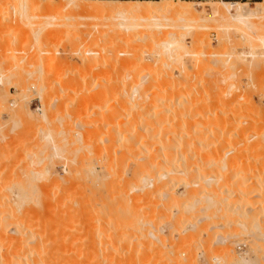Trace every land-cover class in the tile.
Masks as SVG:
<instances>
[{"label": "rangeland", "instance_id": "rangeland-1", "mask_svg": "<svg viewBox=\"0 0 264 264\" xmlns=\"http://www.w3.org/2000/svg\"><path fill=\"white\" fill-rule=\"evenodd\" d=\"M34 1L35 0H32L30 2H34ZM41 1L46 2L47 0H41ZM81 1L83 2L92 1L93 3V1L97 2L98 0H81ZM126 1L134 2L137 0H126ZM170 1L175 3L176 5H181V4L185 6L193 5L197 17L203 19V18H208L209 15L212 14L213 10L216 7H218V5H220L219 2L222 0H170ZM225 1H234V2L249 1L252 3L254 1H264V0H225ZM20 2L21 0H12L11 3L7 4V6L6 5L2 6L3 8L0 6L1 7L0 8V200L5 197V193L7 194L9 192L7 194L8 198L5 197L6 200L4 198L0 204V264H98L100 255L104 257V258L102 257L103 259H105L103 260V263L105 261L104 264L107 263L110 264L108 258L110 260H113L114 258L123 260L131 252V250L130 252L129 250L127 251L128 248H132L134 251L137 247L139 248H137L134 252L139 251V253L141 252L144 253L145 251L143 250H147L146 252L149 253L150 257L147 260L148 264H236L235 259L237 260L240 258L241 259L246 258L248 261L247 263L249 264H264V151H263L264 149H262L264 148V138H262V136H264L263 133L264 132V72H263L264 69L262 68V66H259L261 63H259L257 58L252 59V57L249 56L247 57L248 59L245 62H242L239 60H235L234 57L231 55L232 50L238 52L241 50L246 53H249L250 51L252 52L251 50L252 46H250L251 45L250 41H245V40L242 41L239 36L235 37L233 36L234 34L232 33L233 35L231 34V36L234 37L235 40L232 39L233 43L232 42L231 43L233 46L236 47V49L232 48L233 46H231L230 43L231 31L229 30L224 34V32H222L224 30L220 31V29L218 28L216 29V27L218 26H216L217 24L215 23L216 24L215 25L214 22L213 24L215 25V27H213V25L210 24L209 22L208 24L212 25V27L210 26L207 29L201 30L204 34L207 35L206 36L207 40L210 43L209 46H206V44L199 45L196 44V42L193 43L194 41L191 42L193 39V35L196 33L195 32L196 30H192L188 32L186 31L185 33L187 36L185 35V38L188 42V45L190 48L193 47L191 49L188 47L190 50V56L186 57V63L189 70L194 66V62H195L193 60L194 58L191 57L193 53L202 49L209 50L211 48V50H213L212 54H216V55L214 56L209 55L208 58H202V62L201 63L198 62L199 65H197V63L195 62L196 67L194 68L195 69L198 68V71L193 68V70L190 71L192 72L195 70L194 72L192 73L189 72L187 76L182 77L180 75V72L178 73L179 70L176 68L177 64L171 62L172 59L170 57L168 58H170L171 60L169 59L168 61L167 56L169 54L165 55L166 59L162 61L165 63V65L164 66L157 65L156 67L155 59L158 57L156 53H159L160 51L155 49H158L159 47V49L162 51L164 48L162 47L163 49H161V46H157V45H156L157 48H155L156 46H153L155 44L151 41L153 38L152 39L150 38V35L153 36L152 34L155 33L153 32L154 30L156 31V33L160 32L161 36L166 35L167 37H169L168 34L169 32H171L172 34L175 33L174 35H176V37L183 38V35L180 34L182 32V29L177 30L176 28L171 27L172 20L170 19L172 18H163V17L160 18L159 22L162 23V25L163 24L167 25L161 27L162 29H164L163 30L165 31L164 33L161 29L148 27V26H143L144 27L143 28L142 26L141 27L138 26L136 31H134L136 28L132 30L134 31L133 33L135 34V35L132 34L135 38L134 39L135 41L133 40L134 43H132V40H130L131 35H127L128 33L126 34L123 33L127 36L123 35L122 32H126V30L124 31L118 26V24H116L114 28L116 27L117 29L118 34L117 32H115V34H117L118 37H116L117 35L114 34V31L111 33L109 32V34L108 33L103 34L102 37H100L101 39L100 44L102 47H105V49L102 50L101 47L93 48L94 46L90 45L91 37L93 36V34L97 35L98 29L99 28L101 29L102 27V22H99L97 19L95 20L93 18H87V19L84 18L85 20L82 19L84 22H81L82 20H80V24L78 25L59 26L60 20H58L59 19L58 16L52 14L50 11L32 12L30 10L31 12L28 11L24 13L26 11L23 8L24 7L23 4L25 2L24 1L21 3ZM200 2H202V4ZM145 27L147 29H145ZM150 28H153V30ZM149 33L152 34L148 35ZM120 34H122V36L125 37L129 36L128 41L127 42L125 41L126 39L125 37L124 38L121 37L122 39L118 40ZM172 34L170 35L174 36ZM145 35L146 36L148 35L147 40L150 39L149 40L150 42L144 39L146 37ZM155 36L159 38L160 35L156 34ZM166 36L164 37L166 38ZM224 36L228 37L226 40H229V42L225 40L226 37ZM46 40L47 42H45ZM117 42L119 44H116ZM151 42L153 43V45ZM235 42L237 43V45L235 44ZM241 42L244 44H242ZM111 43L116 44L118 46L116 45L113 46L111 45ZM125 43H132V44L130 46V44L127 45ZM111 46L114 48H112ZM238 47H240V49ZM121 48L124 51H127L128 54H130L128 51L130 49H131L130 51L134 53L140 52L139 55L143 54L144 56L143 59L145 60L143 61V59L141 60L138 59L134 63H131V67L122 65L124 67L122 68V66L121 67L119 66L121 65L119 62H117L118 63L117 65L116 63L117 59L116 60L115 58L113 59V56L117 54L116 51L120 52V50L122 51L120 52L121 54L118 52L119 53L118 55H120L119 57L120 59H122L123 57L124 58L129 57L128 54L125 55L124 54L125 52L123 53V50ZM174 48H172L173 49L172 50L170 47V50L174 51ZM57 49H59L60 54L56 53V56L58 55L59 57L53 65H50L49 64V60L51 59L50 57L54 56L55 54L54 52L58 51ZM135 49H137L136 50L137 52H135ZM139 50H141L142 53ZM170 50L168 51V53L170 52ZM95 51H97L98 55L96 53L95 54L92 53ZM103 51H105L106 53H103ZM152 51L153 54H150L152 53ZM95 55L98 58V60L96 61L93 60L94 63L93 65L91 63V67H90L89 58H92ZM152 55H154V57ZM81 57L86 58L87 59L86 61H88L89 64L87 62L85 64L82 61ZM166 60L168 62H166ZM169 62L171 64L173 63L175 67H172L173 64L172 66L171 64H167ZM125 67L127 68L125 69ZM160 67H163L162 73ZM43 68L49 73L46 72L44 74V72L42 71L44 70ZM107 69L110 70V72L106 71ZM113 69H117V72L118 70L121 69L125 73L123 72L124 73L123 74L122 71L120 70L122 74L119 72L120 74L118 73L119 74L118 76V74H114L115 71H113ZM127 69L130 70L132 73L134 71L133 76L135 74L137 76L134 77L131 76L129 79L127 74L130 72L126 73L125 70ZM164 69L167 70L168 73L169 72L170 73L166 74L167 71L165 72ZM202 69L204 70V72ZM163 72H165L164 76L166 78L163 76L162 77L166 81L165 80L163 81L162 80L163 78L159 75V74H163ZM157 74L160 76L161 79ZM174 75H176V77ZM126 76L128 80H130L129 83L127 81V84H126V80H127ZM167 76L169 77L167 78ZM154 77L157 80L152 79ZM124 78L126 80H123ZM132 78H134L135 80ZM179 78L182 79L180 80ZM118 79L121 81H119ZM150 79L153 81H151ZM172 79H174L175 83L171 84ZM175 79H177L180 83L177 80L176 82ZM145 81H147L146 82L147 84H144ZM155 81L156 83H154ZM166 82L167 85H165ZM124 83L125 85H123ZM138 83L139 84L142 83L143 85L141 86L152 83L151 85H154V87H156L157 85L159 87V88L157 87V89L160 90L162 89L165 90L166 87L169 90L171 88L170 93L167 92L168 89L165 90L167 93L165 94V96L166 95L167 97L169 96L168 98V100L170 99L169 102L171 101V96L175 94V92L177 93L179 92L176 91L177 88H179L178 90H180V92L181 91L185 92L186 94L183 92L181 93V97L182 94L183 95L185 94L186 98H188L187 102H185L186 99L185 97H184V101L182 100L183 97L182 99L179 96L178 97L180 98V102L183 101L186 104L188 103L186 105L188 106V109L183 110L182 106H184L185 103L181 102L182 104L181 109L184 112L186 111L184 115L185 116L187 115L186 117L188 118L190 115L192 116V114L198 112V110L196 111V109L195 110L193 109L196 112L192 113L193 112L191 111L192 106H190L191 108L189 107V104L191 105L192 103L190 100L192 98L193 99L198 98L196 102H199L201 100L199 104L200 103H202V105L205 104L203 105V107L201 104H200L201 107L199 106L201 108L199 109L200 114L203 115V117L204 114L207 112L206 108L207 110L211 109L209 111H214L216 109L215 110L216 114L214 113V115H217V113L221 112L219 110L223 109L222 113H219L218 115L222 116L223 114L226 117L227 114V116H229L227 117L228 123H231V121L233 123H231L232 125L229 124V126L224 124L228 128L226 126L224 127L227 129L226 131L221 133L222 135L221 138H223V136L228 134L229 137L227 135L226 136L227 138L224 137V139L225 138L228 140L230 139L229 140L230 142H234L235 139L238 140V138L241 135H244L245 132H247L248 136L247 134L246 136L250 138L249 140H247L248 143L250 142V140L252 141L251 144L250 143L248 144L251 145L250 147L246 143V146H248V148L246 152H242V154L244 153L242 156L244 155L245 156L242 157L241 154L239 155V158L238 156H231L230 161L232 162L229 163L230 164L229 170L231 171L229 172L228 170L229 174H227L223 180L221 178L220 181L218 180L219 182L216 181V183L225 181L224 183H220V185L222 186L223 184L224 187L225 185H228V187L227 186L226 187L230 190V194L229 191H226V193L229 195L223 193L225 191L222 192L220 187H219L220 191H218L217 189L218 186H216L215 188V186L211 187L205 184L207 190L203 188L205 191H208L207 193H209L210 190L211 191L213 190L215 194H211V195L218 196L219 198H224L223 202L227 201L229 203L228 205H226L225 203L224 206L225 208H223V210L227 212L232 211L231 214L229 213L230 216L226 212H223L222 214L217 213L218 214L217 215L216 212L214 211L221 212L220 210L219 211L215 210V207H211V209L205 207L209 201L208 199H206V201L208 202L203 203V201L205 202V199L204 196H201V192H199L200 190L196 191V193L199 192L197 193V195L199 196L198 197L199 200L201 199V202L200 201L198 202L200 205H198V203L195 204L196 202H194L193 203L194 205L187 206L188 204L191 203V202L189 203L190 200H188L187 197L192 198V196L185 195L186 191H184L185 189L184 186L182 187V185H178L177 188L176 184H175L176 186L173 185V187L175 186L174 192L177 193L176 194L177 196L179 195L180 197H182V202H183L182 205L184 209L180 207L179 208L180 211H176L179 210L178 208H176L172 212L162 209L163 200L162 197L161 198L159 197L161 195L158 192L155 194H159V195H155L154 193H153L154 195L152 194L153 195L151 199L152 208L149 207L145 208V206L143 205L144 207L141 209L139 208V205H136L138 206L137 208L135 205L133 206L134 203L133 197L135 190L130 189L131 186L129 188L128 183H126L129 182V180L128 181L124 180L125 176H126L125 179H127V175L124 174L126 169L123 168V166L120 167V165H118L120 168H122V170L119 168L120 171H123V169H125L123 174H121L118 168H116L118 167L116 166L117 162H114L115 160L113 158L112 160L115 163L113 167L116 166L115 168L118 172L116 170H115L116 173L115 171H113L114 173L112 172L114 174V175L112 174V176H114L115 178L108 177L110 170L107 169L105 163H103L99 158H103L104 161L106 160L105 158L106 156L103 155L104 151H102V146L104 144L103 140H105V138H107L108 141L109 134L107 132V129H105L106 131L105 130L98 131L94 129L92 130L91 127L92 126L94 127L95 125H96L95 127H98L100 125L97 124L105 123L104 117L107 114H109L108 112L110 111L114 112L117 106L120 107L117 101L119 102L121 100L120 98L123 97L121 95H123L125 90L128 89L131 95L132 93H134V90L132 89L133 86H135L134 84H138ZM158 83L160 84L161 87L159 86ZM162 83L164 85H161ZM118 85L120 86L118 87ZM124 87H126V89ZM61 88H64V90ZM104 90L105 92L109 91V95L114 94L113 96H117V98L120 97L118 98L120 100L115 99L113 96H109L115 99V100L112 99L111 101L108 100L109 97L102 100L95 98L96 95H98V93H103ZM120 90L122 91L120 92ZM172 91L174 93L171 95ZM118 92L120 94H118ZM180 92L178 93L179 95ZM164 93L165 92H163V94ZM150 94H155V93L152 92ZM55 96L58 98L57 100L54 99ZM126 96L127 95H124V97ZM124 97L122 99H125ZM175 97L176 99H174L175 101L174 104L176 103V100L177 101L179 100L177 99L178 98L177 95H175ZM204 97L207 98L204 99ZM209 97L210 98L212 97V101ZM222 97H224L225 100ZM173 98L174 97H172L171 102H173ZM238 98L239 100H237ZM85 99L88 100L85 102L84 101ZM114 101L116 102L114 103ZM208 102L209 103L213 102V103L209 104ZM15 103L17 105H15ZM116 103L117 105L115 107V105L113 104ZM25 104L29 110V111L27 110V112H26ZM148 104H149L147 105L148 107H146L147 109L150 108L152 103H148ZM157 104H153V105H157ZM174 104H171L172 107H174L173 106ZM192 104L194 107L197 106L195 100H193ZM179 105H177V103L175 104V107L177 106L176 108L177 110L180 108ZM13 106L17 107L16 109H18L19 107L25 109L20 110L21 108H19V110H16L13 108ZM112 106L115 109L112 108L113 110L112 109L110 110V107ZM205 106H210V107L205 108ZM227 107L228 109L225 111ZM189 109L190 112L192 113L190 115L188 114ZM202 109L205 110L203 111ZM91 110L96 111V114ZM174 110L175 109H173V111ZM124 111L128 112L126 110ZM201 111L203 112V114L201 113ZM16 112H18L19 115L16 114ZM91 114L92 116H90ZM123 114H121L122 115L121 117H124ZM238 114L239 117L237 116ZM230 115L231 117L232 116L235 117L231 118ZM76 117H79L81 119ZM203 117L202 119L201 117L199 118V122L201 121L204 122V124L205 123L207 124L208 122L206 121L210 118L208 117V115L206 116V114H205V118H207V120L204 119ZM216 117L217 116H215L214 118ZM188 118H184V119H188ZM190 119H192V117ZM78 120H79L78 123L79 126L78 124H76ZM80 120L82 123L80 122ZM109 122H108L109 125H113L112 123L110 124ZM187 122L188 125L186 126L188 127L184 125L185 126L184 130L186 129L184 132L188 131L190 133L191 132L189 129L191 128L190 123L193 122L192 120L191 121L188 120ZM201 122L199 124H201ZM257 123L259 124V127ZM184 124H186L185 120H184ZM204 124L203 125L201 124L202 127L204 126ZM89 125H91V127ZM88 128L89 130L91 129V131L88 132ZM224 128L222 127V131ZM258 128L261 129L258 130ZM240 129L241 130L243 129L242 131L244 132V134L240 132ZM238 131L240 136H238V138H233V137H237ZM249 133L251 135H249ZM184 135L186 137L188 136V134L186 135L185 133ZM258 135L261 136V140H260V136ZM189 136L192 137V134L191 135L189 134ZM187 138H185L186 143L188 141L191 143L192 140L191 139L189 140ZM255 138H257V140L259 139L260 141L254 140ZM204 140L201 141L204 142ZM228 140L226 141L224 140V142H227ZM206 141L207 140H205V142ZM229 141L228 143L230 144ZM236 141L234 142V144L235 143L237 144ZM228 143L226 144L228 145ZM234 144L232 145L233 147L235 146L234 148H236V146L238 147L239 145V143L238 145L236 144L234 145ZM240 146H243V143ZM187 147H189V149ZM191 147H192L191 144L190 146L186 145V150L188 149L189 151H191L192 150ZM242 148L245 149L244 146ZM248 149L252 153L247 152ZM100 151L102 152V155ZM258 152L260 153L257 154ZM188 153L190 154L191 152ZM189 154L187 155L190 156ZM232 157H234L233 160ZM252 157L254 159H252ZM186 159L188 158L186 157ZM186 159L184 160V162H186ZM205 160L203 159V161L202 160L201 161L205 162ZM194 161H196V159ZM194 161H193V165L197 163V162L194 163ZM199 161L198 163H201V161L200 162ZM186 163L188 164V166L191 165L192 167V161L191 162L187 161ZM186 163H184L185 165L181 163V165L186 166ZM189 163L191 164L189 165ZM184 166H182L184 169L188 167V166L186 167ZM90 167L92 168L93 172L95 171L94 173L91 171ZM231 167L232 169L234 168V170H232ZM249 167L251 170L249 169ZM251 167H255V168H251ZM220 170L221 171L223 170L221 173L227 172V170L224 171V169H220ZM217 171L210 174L211 176L212 175L214 176L212 177L213 180L216 177L219 178V177H223L222 175L225 176V174H222L220 176L221 173L220 174L218 173L220 171L218 172ZM115 174L118 175L116 176ZM207 174L208 173L204 174V176H202L203 175L202 174L201 176L205 177V175ZM105 175H107V178L106 177L103 178ZM120 175H123L124 177ZM185 176H189V175L187 174ZM198 176L201 177L200 175ZM190 177H191L190 180L188 179V177H185L186 179L183 181L187 182L186 181L187 179L189 181H192V178L193 179L196 178L193 177L192 175ZM103 180L106 185H104ZM252 180L254 183L252 182L253 184H250L249 181ZM214 181L213 184L215 185ZM247 183L250 185L247 186L246 185ZM124 184L126 187L124 186ZM129 184L131 185V181ZM238 184L241 185L240 186L241 188L238 187ZM123 186L125 188H122ZM235 187L239 188V190L236 189ZM67 188L69 191L71 189L69 193L67 192ZM82 188L84 189V191ZM125 189L126 192L125 191L123 192V190ZM241 189L243 190L241 191ZM130 190H132V192L134 191L132 195H130L131 194ZM16 191L18 192L23 191L22 194L23 196L25 195V197L28 194L26 198H28L30 194L31 196L30 199L28 198L26 201L25 198V201L28 204L26 202H23L24 197L23 198L19 197V194L21 193L20 192L17 195L19 197V199L17 198L18 204L16 201H15L16 204L15 203L13 204V200L11 201L12 199L11 197L9 201L13 205H8L10 203L8 199L10 198V196L14 195L13 192ZM26 191H28V193H26ZM29 191H33L35 196L33 194L31 195V192ZM34 191H36L37 195L35 194ZM38 191L40 193L39 195H38ZM128 191L130 192V194H128L129 193ZM251 191L257 192L255 198L253 196L252 198L248 197L249 198L248 199L247 196L244 197L241 195H240L241 197H238V194H243L244 192L246 194L247 193L249 194ZM259 191L262 193L261 196L259 195ZM65 192H67L68 194H65ZM187 192L191 193L192 191L187 190ZM220 192H222V194H220ZM57 193L58 195L60 194L59 196L57 195L59 197L58 200H60L59 202L57 201L56 203L50 206L45 205V207L44 206L42 207L40 204H37V202L41 199V197H44L45 199L51 198L50 200L56 199L57 197L54 196ZM197 195L195 196L197 197ZM79 196L81 197L79 198ZM179 196L178 198H180ZM226 196L228 197L226 198ZM13 198L14 200L16 199L14 196ZM20 198H22L23 200ZM3 201L6 202L3 204ZM77 201L78 202L81 201V202L78 203ZM184 201H187L188 204L186 202L184 204ZM201 203L203 205H201ZM258 203L261 205H259ZM230 204L231 207L229 206ZM246 205L252 209L250 208L245 209L247 207ZM257 205H259L260 208ZM79 208L82 211V212L80 211L81 213L79 212ZM242 208L243 211L247 213V217L251 218L248 219V221L250 220L249 223L251 225L249 223H246L247 225H245L244 222H247L246 220L247 218H245L244 216H242L241 219V215L239 214L242 211ZM138 209L139 210L145 209L142 211V213L138 212L141 215L146 214V212L147 214L148 212H150L149 213L150 215L148 214L149 215L148 221H150V223L149 222L147 223L150 225L147 226L145 225V227H147L149 231H152V233L150 236L145 235L146 237L144 236H143L144 238L141 237L142 239L140 238L139 240L141 242L139 243L138 241L137 244L135 243V241L137 240L133 241L135 234L134 233L135 230H133L135 226L133 225L135 224L133 216L135 214H132V212L136 213ZM193 209H195L196 212L193 211ZM207 210L209 213L210 210H212L211 211L213 212L211 213L212 217L210 216L211 215L210 214L209 218L208 217L200 218L203 213L198 211H203V212L205 211L204 213H206ZM188 211L190 212L192 211L193 215L192 212L191 213L189 212L190 213L189 214ZM184 212L187 213L185 214ZM223 214L228 215L229 218L227 219V216L224 217ZM237 214L240 216V218ZM214 215L218 217L215 218ZM178 216H181V218ZM213 216L216 220L213 218ZM177 218L178 219L180 218L179 221L181 223L178 222ZM222 220L224 221L226 220L225 221L226 223L228 222L227 220H229L230 222L228 223L229 225L226 224L224 221L222 222ZM210 221L212 222L216 221L217 225L215 223L216 226L213 227L212 225L214 224H212V222ZM240 221L242 224L239 223ZM221 222L225 224L222 225ZM209 224L212 226V228L211 226H209ZM239 224L246 226V228H243L244 226L241 227ZM7 237H8V241L7 242L3 241L6 240ZM13 237L19 238L20 242L16 241L13 242L14 243L13 244L12 240H10ZM69 239L71 242L69 241ZM227 245H229L231 249L230 255H228V253L226 252ZM133 246L136 248H134ZM125 252L126 254H124ZM122 254L123 256H121ZM116 256L118 257L116 258ZM229 256L230 259L228 261L224 259V257L229 258ZM110 257H112V259ZM137 262L138 264H143L145 261L144 262L137 261Z\"/></svg>", "mask_w": 264, "mask_h": 264}, {"label": "bare ground", "instance_id": "bare-ground-1", "mask_svg": "<svg viewBox=\"0 0 264 264\" xmlns=\"http://www.w3.org/2000/svg\"><path fill=\"white\" fill-rule=\"evenodd\" d=\"M25 2L23 5H24V9L26 10L24 13H26V12H28V11H36V12H44V11H50L52 14H54V15H56V16H58V20H60V24H59V26H71V25H78V24H80V20H85V19H87V18H93V19H97L99 22H102V27H101V29L99 28L98 29V34L97 35H95V34H93V36L91 37V41H90V45H92V46H94L93 48H95V47H101V49L102 50H104L105 49V47H102L101 46V44H100V37H102V35L103 34H109V32L111 33V32H113L114 31V34H115V32H117V29H116V27L114 28V26L116 25V24H118V26L121 28V29H123L124 31L126 30V32H122V34L123 33H128L127 35H131L130 36V40H132V43H134L133 42V40L135 39L134 38V36L133 35H135L133 32L134 31H136L137 30V27L138 26H148V27H153V28H157V29H161L162 31L164 30V29H162L161 27H163V26H167V25H162V23H160L159 22V20H160V18L161 17H163V18H172V19H170V20H172V25H171V27L172 28H176L177 30H181L182 29V32H188V31H192V30H196L195 32V34L193 35V39H192V41L191 42H193V43H195L196 42V44H203V45H205L206 44V46H209V41L207 40V35L206 34H204L201 30H203V29H207L208 27H212V25H213V27H215V25L216 26H218V27H216V29L218 28V29H220V31L221 30H224V31H222V32H224V34L226 33V32H228L229 30L231 31L230 32V43L232 42L233 43V41H232V39H234V37H232L231 36V34L233 35V36H235V37H240L241 38V40L242 41H250V46H252V48H251V50H252V52L250 51L249 53H246V52H244V51H233L232 50V53H231V55L234 57V59L235 60H239V61H242V62H245L248 58L247 57H249V56H251L252 57V59L253 58H257V60L259 61V63H261L259 66H262V68L264 69V1H254V2H249V1H244V2H234V1H225V0H222V1H220L219 3H220V5H218V7H216L214 10H213V12H212V14L211 15H209V17L208 18H203V19H201V18H198L197 17V15H196V12L194 11V7H193V5L191 6V5H189V6H185V5H176L175 3H173V2H171L170 0V2L168 1V0H137V1H134V2H130V1H126V0H98L97 2H94L93 1V3H92V1L91 2H83V1H81V0H47L46 2H42L41 0H35L34 2H30V1H32V0H21V2ZM12 2V0H0V6L2 7V6H7V4H9V3H11ZM20 2V3H21ZM36 2H38V3H36ZM33 3V4H32ZM201 4H202V2H200ZM22 5V6H23ZM0 7V8H1ZM26 7V8H25ZM3 8V7H2ZM30 11V12H31ZM35 12V13H36ZM32 14V13H31ZM29 16V15H28ZM30 17V16H29ZM85 18V19H84ZM54 19H55V17H54ZM81 21V22H84V21ZM116 21H117V23H116ZM120 21V22H119ZM210 22V24H212V25H209L208 23ZM213 22H214V24H213ZM136 28V29H135ZM144 28V27H143ZM153 28H150V29H152L153 30ZM135 29V30H134ZM145 29H147L146 27H145ZM150 29H149V31H150ZM132 30H134V31H132ZM160 30V31H161ZM161 31V32H162ZM233 31V32H232ZM153 32H155V33H149L148 35H150V34H152L153 36H151L150 35V38L152 39L151 41L155 44V45H153V43H152V45L153 46H161V49H163L162 51L159 49V47H158V49H155V50H159V51H156V52H159V53H156L157 54V58L155 59V65H156V67H157V65H159V66H164L165 65V63L164 62H162V61H164V59H166L165 58V55H168L167 56V58L168 57H170L171 59H172V61L171 62H174V63H176L177 65V69L179 70L178 71V73L180 72V75L183 77V76H187L188 75V73L189 72H191L190 70H193V68L194 67H196L195 66V62L197 63V65H199L198 64V62H202V58H208L209 57V55H211V56H214V55H216V54H212V52H213V50H211V48L209 49V50H207V49H202V50H199V51H197V52H195V53H193V55L191 56V57H193L194 59V66L189 70V68H188V66H187V63H186V57H188V56H190V50H189V45H188V42H187V40H186V38H185V35H186V33L184 34V33H180V34H182L183 35V38L181 37V38H178V37H176V35H174V34H172L171 32H169V37H167L166 35H164V36H166V38L162 35L161 36V33L159 32V33H156V31L154 30ZM165 31H163V33H164ZM42 34V33H41ZM117 34H118V32H117ZM117 34H115V35H117ZM122 34H120L119 36V38H118V40L120 39H122L121 37H125V36H127V35H125V34H123V35H125V36H122ZM133 34V35H132ZM156 34H159L160 36H159V38L158 37H156L155 35ZM170 34H172V35H174V36H171ZM43 35V34H42ZM147 35V36H148ZM192 35V34H191ZM146 36V35H145ZM147 36L144 38V39H146V41H149V40H147L148 38H147ZM187 36V35H186ZM227 36V35H226ZM226 36H224V37H226ZM116 37H118V35L116 36ZM129 37V36H128ZM128 37H125L126 39H125V41L127 42L128 41ZM133 37V38H132ZM223 37V38H224ZM228 37H226L225 38V40L227 39ZM239 39V38H238ZM40 40V39H39ZM124 40V39H123ZM224 40V39H223ZM235 40V39H234ZM237 40V39H236ZM240 40V39H239ZM116 41V40H115ZM114 41V42H115ZM135 41V40H134ZM227 42H229V40H226ZM45 42H47V40L45 41ZM44 42V43H45ZM114 42H112V43H114ZM120 42H122V41H120ZM124 42V41H123ZM131 42V41H130ZM150 42V41H149ZM190 42V43H191ZM224 42V41H223ZM238 42V41H237ZM55 43V42H54ZM111 43V45H116V44H119L118 42L116 43V44H112ZM132 43H125V44H127V45H129L130 44V46H131V44ZM232 43H231V46H233L232 45ZM239 43V42H238ZM242 43V42H241ZM240 43V44H241ZM53 44V43H52ZM147 44H148V42H147ZM150 44V43H149ZM195 44V45H196ZM235 44L237 45V43L235 42ZM242 44H244V43H242ZM47 45H49V44H47ZM46 45V46H47ZM64 45V44H63ZM121 45V44H120ZM120 45H119V47H120ZM151 45V44H150ZM194 45V44H193ZM52 46V45H51ZM55 46V45H54ZM116 46H118V45H116ZM130 46H128V47H130ZM134 46V45H133ZM157 46L155 47V48H157ZM175 46H177V47H175ZM241 46V45H240ZM248 46H249V43H248ZM62 47V46H61ZM112 47V46H111ZM122 47V46H121ZM136 47V46H135ZM163 47V48H162ZM170 47H171V49L172 48H174V51H171L170 50ZM189 47V48H188ZM41 48V47H40ZM44 48V47H43ZM112 48H114V47H112ZM191 48H193V47H191ZM190 48V49H191ZM232 48H234V49H236V47L235 46H233ZM239 49H240V47H238ZM47 49V48H46ZM100 49V50H101ZM107 49V48H106ZM120 49V48H119ZM118 49V50H119ZM122 49V48H121ZM133 49V48H132ZM154 49V48H153ZM176 49V50H175ZM58 51H56V52H54V53H52V54H54V56L53 57H50L51 59L49 60V64L50 65H53L56 61H57V59H58V55L56 56V53L58 54H60V52H59V49H57ZM101 50V51H102ZM123 50V49H122ZM131 50V49H130ZM130 50H128L129 51V53L130 54H128V52L127 51H124L123 50V53L126 55V54H128L129 55V57H126V58H122V59H120L119 57H120V55H118L120 52H122L121 50H120V52L119 51H116L117 52V54H115L114 56H113V59L115 58V60H116V63L117 62H119L121 65H119L120 67L122 66V65H124V66H129V67H131V63H134L135 61H137L138 59L139 60H141V59H143L144 58V56H143V54L141 55H139V53L140 52H138V53H134V52H132V51H130ZM137 49H135V52H137L136 51ZM170 50V52L171 53H174V54H171L170 52L168 53V51ZM173 50V49H172ZM211 50V51H210ZM139 51H141V50H139ZM109 52V51H108ZM119 52V53H118ZM127 52V53H126ZM148 52V51H147ZM92 53H96L97 54V51H95V52H92ZM103 53H106L105 51H103ZM122 53V54H123ZM141 53H142V51H141ZM155 53V52H154ZM214 53H216V52H214ZM77 54H79V53H77ZM121 54V53H120ZM150 54H153V51H152V53H150ZM92 55V54H91ZM98 55V54H97ZM118 55V56H117ZM127 55V56H128ZM116 56V57H115ZM153 57H154V55H152ZM119 59H118V58ZM156 57V56H155ZM82 58V57H81ZM97 57H96V55L95 56H93L92 58H89L90 59V64H89V62L88 61H86L87 59L86 58H82V61L86 64V62L89 64V66L91 67V63H92V65H93V60L94 61H96V60H98V58L96 59ZM170 58H168V61H169V59ZM100 59V58H99ZM170 59V60H171ZM145 59H143V61H144ZM255 60V59H254ZM154 61V60H153ZM167 60H166V62H168ZM257 61V62H258ZM151 62V61H150ZM258 63V64H259ZM70 64V63H69ZM153 64H154V62H153ZM167 64H171L170 62L169 63H167ZM166 64V65H167ZM173 64V63H172ZM172 64H171V66H172ZM117 65H118V63H117ZM155 65H153V66H155ZM248 65V64H247ZM256 65V64H255ZM84 66H86V65H84ZM88 66V67H89ZM116 66V65H115ZM119 66H117V67H119ZM168 66V65H167ZM170 66V65H169ZM253 66V65H252ZM258 66V67H259ZM53 67V66H52ZM129 67H128V69H129ZM172 67H175L174 66V64H173V66ZM257 67V68H258ZM42 68V67H41ZM47 68H48V66H47ZM92 68H93V66H92ZM122 68H124L123 66H122ZM127 67H125V69H126ZM161 68V73H162V68L163 67H160ZM166 68V67H165ZM171 68V67H170ZM169 68V69H170ZM44 69V68H43ZM125 70L126 71V73L127 72H130V73H128L127 74V76L129 77V79H130V77L131 76H133V73H134V71H133V73L130 71V70ZM159 69V68H158ZM167 69V68H166ZM174 69V68H173ZM195 69V68H194ZM41 70V69H40ZM47 70H50V69H47ZM52 70V69H51ZM104 70V69H103ZM121 70V69H120ZM120 70H118V72H117V69H113V71H115V73L114 74H118L119 72H120ZM165 70V69H164ZM172 70V69H171ZM195 70H197L198 71V68H196ZM194 70V71H195ZM203 70V69H202ZM43 72H44V74L47 72L45 69L44 70H42ZM106 71H108V72H110V70H106ZM122 71V70H121ZM167 70H165V72H166ZM170 71V70H169ZM194 71H192V72H194ZM201 71V70H200ZM117 72V73H116ZM124 71H122V73H123ZM139 72V71H138ZM142 72V71H141ZM165 72H163V74H159L161 77L163 76V77H165L164 76V73ZM191 72V73H192ZM202 72V71H201ZM203 72H204V70H203ZM264 72V71H263ZM47 73H49V72H47ZM113 73V72H112ZM121 73V72H120ZM119 73V74H120ZM121 73V74H122ZM125 73V72H124ZM123 73V74H124ZM158 73V72H157ZM160 73V72H159ZM170 73V72H169ZM168 73V71H167V73L166 74H169ZM208 73V72H207ZM210 73V72H209ZM44 74H42V75H44ZM62 74V73H61ZM106 74H107V72H106ZM119 74H118V76H119ZM132 74V75H131ZM152 74V73H151ZM172 74V73H171ZM170 74V75H171ZM48 75V74H47ZM154 75V74H153ZM158 75V74H157ZM158 75V76H159ZM169 75V76H170ZM127 76H126V78H127ZM134 76H137L136 74L134 75ZM133 76V77H134ZM160 76H159V78H160ZM169 76H167V78L169 77ZM175 77H176V75H174ZM250 76V75H249ZM44 77V76H43ZM48 77V76H47ZM64 77V76H63ZM125 77V76H124ZM162 77V78H163ZM178 77V76H177ZM120 78V77H119ZM166 78V77H165ZM174 78V77H173ZM132 79H134V78H132ZM138 79V78H137ZM152 79H155V80H157L155 77L154 78H152ZM161 79V78H160ZM180 79V78H179ZM182 79V78H181ZM180 79V80H181ZM119 80V79H118ZM117 80V81H118ZM123 80H126L125 78L123 79ZM122 80V81H123ZM135 80V79H134ZM151 80V79H150ZM163 81L165 80L164 78L162 79ZM177 79H175V81H176ZM119 81H121V80H119ZM127 81H128V83L130 82V80H128V78H127V80H126V84H127ZM148 81V80H147ZM147 81H145L144 82V84H147L146 82ZM151 81H153V80H151ZM159 81H161V80H159ZM166 81V80H165ZM171 81V80H170ZM178 81V80H177ZM176 81V82H177ZM125 82V81H124ZM134 82V81H133ZM140 82V81H139ZM150 82V81H149ZM158 82V81H157ZM169 82V81H168ZM179 82V81H178ZM119 83H121V82H119ZM123 83V82H122ZM136 83V82H135ZM153 83V82H152ZM152 83H149L148 85H144V86H141V85H143L142 83L141 84H134L135 86H133V90H134V93H132L131 95H130V93H129V91H128V89L127 90H125L126 89V87H124L125 89V92L123 93V95H121V96H123L124 97V95H127L126 97H124L125 99H122V98H120V97H118V98H120V99H118L117 98V96H113L114 94H110L109 95V91H106L105 92V90L103 91V93H98V95H96V97L95 98H98L99 100H102V99H106L107 97H109V96H113L115 99H117V100H120L119 102L117 101V103L120 105V107L119 106H117V108H116V110L114 111V112H112V111H110L112 108L113 109H115L113 106L112 107H110V112H108L109 114H107L104 118H105V123H103V124H105V125H103V124H101V123H99V124H97V123H95V124H97V125H100V126H98V127H91V125H89L91 128H92V130L94 129V130H98V131H102V130H105V129H107V132H108V141H107V138H105V140H103V142H104V144H103V146H102V151H104V153H103V155H105L106 157V160L104 161L103 160V158H99L103 163H105V166H107V169L108 170H110L109 172L111 173H109L110 174V176H109V174H108V177H114V176H112V174L114 173L113 171H115L116 170V168H118V170H119V168L120 167H122L123 166V168H125V169H123V171H120L121 172V174H123V172H124V170H125V172H124V174L125 175H127V179H125L126 178V176L124 177L123 175H120V176H123L124 177V180L126 181H128L129 180V182H126V183H128V186H129V188H130V186H131V188L130 189H132V190H135V192H134V203H133V206L135 205H139V208H143L144 206H145V208H147V207H149V208H152L151 206H152V203H151V199H152V196L155 194V193H159L161 196H159L160 198L162 197V209H164V210H167V211H169V212H172V211H174L176 208H180V207H182V209H184L183 208V202H182V197H180L179 195V197L181 198V200H180V198H178V196L176 195L177 193H175L174 192V187L177 185V188H178V185H182V187L184 186V191H186V194L185 195H189V196H192V198H188L187 197V199L188 200H190L189 201V203L190 204H188V202L187 201H184V204H185V202L188 204H186L187 206H192V205H194L193 203L194 202H196L195 204H197L199 201L201 202V199L199 200V196L197 195V193H199V192H201V196H204V199H205V202L203 201V203H206V202H208L207 204H206V206L205 207H208V208H210L211 209V207H215V210H220L221 212H217V211H214V212H216V214L217 213H220V214H222L223 212H226L228 215H229V213L231 214L232 213V211H224L223 210V208H225L224 206H225V203H226V205H228L229 203L227 202V201H225V202H223V200H224V198H219L218 196H213V195H211V194H215L214 192H213V190L211 191L210 190V192L209 193H207L208 191H205V190H207L206 189V185L205 184H207V185H209V186H211V187H213V186H215V188H216V186H218L217 187V189H218V191H220V188H221V190H222V192L223 191H225V192H223V193H226V191H229V194H230V190L227 188L228 187V185H225V184H228V183H225L224 185H225V187L223 186V184H222V186L220 185V183H224L225 181H223V182H220V183H216V181H220L221 180V178H222V180L226 177V175L227 174H229L228 173V170L230 169V167H229V163L230 162H232V161H230V157L231 156H238V158H239V155L241 154V156L244 154H242V152H246V150H247V148H248V146L250 147L251 145H248L249 143L251 144V141L252 140H250V142L248 143V141L247 140H249L250 138H248L247 136H248V134H247V132H245V134H244V132L242 131L243 129H245V128H243L242 130L240 129V132L241 133H243L244 135H241L240 136V134H239V131H238V135H237V137H233V138H238V136H240L239 138H238V140L237 139H235V141L237 142V144L236 145H238V143H239V145H238V147L236 146V148H234L232 145L234 144V140H232V141H234V142H230L228 139H226L227 137V135H225V136H223V138H221V133H223L224 131H226V129L228 128L227 126H229V124H231V123H233L232 121H231V123H228V119H227V117H229V116H227V114L226 113H228V112H226V113H224V114H226V117H225V115H223L222 114V116L221 115H218L219 113H222V111H223V109H221V108H219V109H221V110H219V111H221V112H219V113H217V115H214V113L216 114V112H215V110L214 111H209V110H211V109H209V110H207V108L206 107H210V106H205V108H206V116L208 115V117L210 118V119H208L207 120V118H205V114H204V117H203V115H201L200 114V110L199 109H201L200 107V104L202 105V103H200L199 104V102H201V100L199 101V102H196V100L198 99H190L191 100V102L193 103V100H195V103H196V105L198 106V109H197V106L196 107H194L193 106V104L191 103V105L189 104V107L190 106H192V109H191V111H193L192 113H194V112H196L197 110H198V112H196V113H194V114H192L191 112H190V109L188 110L189 112H188V114L190 115V114H192V116L190 115L189 116V118L188 117H186L185 115H184V113L186 112H184V111H182V109L183 110H185V109H188V106H186L187 104L185 103V102H187V99L188 98H186V96H185V92H183V91H181L180 92V90H178L179 88H177V90L176 91H179L180 92V95L177 93V92H175V94H173L174 92L172 91L171 92V101H172V97H174L173 98V102H169V100H168V98H169V96L167 97V95L165 96V94H167L166 93V89H168L167 87L165 88V90H163L162 88V90H160V89H157V85H156V87H154V85H151ZM154 83H156V81L154 82ZM153 83V84H154ZM165 83V82H164ZM172 83H175L174 82V79H172V81H171V84ZM180 83V82H179ZM159 84V83H158ZM170 84V83H169ZM228 84H230V83H228ZM123 85H125V83L123 84ZM123 85H121V86H123ZM130 85V84H129ZM161 85H164L163 83L161 84ZM165 85H167V82H166V84ZM116 86V85H115ZM120 85H118V87H119ZM132 86V85H131ZM141 88H140V87ZM159 86H160V84H159ZM173 86V85H172ZM174 86H175V84H174ZM178 86V85H177ZM62 87H64V86H62ZM114 87V86H113ZM128 87V86H127ZM161 87V86H160ZM163 87V86H162ZM169 87V86H168ZM191 87V86H190ZM122 88V87H121ZM120 88V89H121ZM129 88V87H128ZM159 88V87H158ZM174 88V87H173ZM180 88H182V87H180ZM196 88V87H195ZM232 88V87H231ZM61 89H63L64 90V88H61ZM191 89V88H190ZM108 90V89H107ZM123 90V91H124ZM170 90H171V88H170ZM170 90L168 89V91L167 92H169L170 93ZM182 90V89H181ZM184 90H185V88H184ZM122 90H120V92H121ZM128 91V92H127ZM130 91H131V89H130ZM175 91V90H174ZM111 92V91H110ZM126 92H127V94H126ZM133 92V91H132ZM152 92H154L155 94H150V93H152ZM163 92H165L164 94H163ZM185 93L184 95L182 94V97H183V99H182V97H181V93ZM129 93V94H128ZM118 94H120L119 92H118ZM188 94V93H187ZM192 94V93H191ZM115 95H116V93H115ZM153 95V96H152ZM168 95H170V94H168ZM175 95H177V97L179 96L183 101H184V97L186 98L185 99V102H183V101H181L182 103H185L184 104V106H182V104H181V102H180V98L178 97L177 99H179L178 101L176 100V103H177V105H179V111L176 109L177 108V106L175 107V104H174V99H176V97H175ZM188 96V95H187ZM193 96V95H192ZM195 96V95H194ZM210 96V95H209ZM93 97V96H92ZM111 98V97H109V99L108 100H115L114 98ZM241 97V96H240ZM203 98V97H202ZM207 98V97H206ZM205 97H204V99H206ZM210 98V97H209ZM223 99H224V97H222ZM54 99H58L56 96H55V98ZM93 99V98H92ZM211 99V101H212V97L210 98ZM220 99V98H219ZM88 99H85L84 101L86 102ZM225 100V99H224ZM237 100H239V98L237 99ZM116 101H114V103L116 102ZM231 101V100H230ZM235 101V100H234ZM107 102V101H106ZM236 102V101H235ZM117 103L116 104H113V105H115V107H116V105H117ZM148 103H152V105L150 106V108H146V107H148L147 105H149ZM158 103V104H157ZM160 103V104H159ZM169 103H171V104H174L173 106L175 107H172V105L171 104H169ZM204 103V102H203ZM206 103V102H205ZM209 103V102H208ZM213 102H211V103H209V104H212ZM223 103V102H222ZM225 103V102H224ZM244 103V102H243ZM248 103V102H247ZM21 104V103H20ZM110 104V103H109ZM153 104H157V105H153ZM15 105H17L16 103H15ZM14 105V106H15ZM171 105V106H170ZM203 105H205V104H203ZM203 105H202V107H203ZM224 105V104H223ZM222 105V106H223ZM239 105V104H238ZM251 105V104H250ZM13 106V108L14 109H16L17 107H14ZM181 106L183 107L182 109H181ZM186 106V107H185ZM200 106V107H199ZM212 106V105H211ZM24 107V106H23ZM194 107V108H193ZM214 107V106H213ZM219 107V106H218ZM225 107V106H224ZM232 107V106H231ZM19 108H21V107H19ZM19 108L18 109H16V110H19ZM25 108H26V112H27V110H28V107L26 106V104H25ZM24 108V109H25ZM147 110H146V109ZM191 108V107H190ZM245 108V107H244ZM23 108H21L20 110H24ZM112 109V110H113ZM129 109V110H128ZM173 109H175L174 111H173ZM196 109V111H194V110ZM218 109V108H217ZM228 109V107L225 109V111ZM15 110V111H16ZM124 110H126V111H128V112H125ZM132 110V111H131ZM203 110V109H202ZM205 110V109H204ZM203 110V111H204ZM231 110V109H230ZM229 110V111H230ZM29 111V110H28ZM92 111V110H91ZM241 111V110H240ZM9 112V111H8ZM22 112H24V111H22ZM31 112V111H30ZM92 112H94L95 114H96V111H92ZM125 112V113H124ZM251 112V111H250ZM10 113H11V111H10ZM20 113V112H19ZM44 113V112H43ZM42 113V114H43ZM45 113H46V111H45ZM93 113V114H94ZM124 113V114H123ZM127 113H129V114H127ZM201 113L203 114V112L201 111ZM244 113V112H243ZM16 114H18V112H16ZM89 114H90V112H89ZM94 114V115H95ZM121 114H123V116L124 117H121L122 115ZM127 114V115H126ZM132 114V115H131ZM19 115V114H18ZM25 115V114H24ZM28 115V114H27ZM214 115V116H213ZM232 115V114H231ZM231 115H230V117H231ZM250 115V114H249ZM253 115V114H252ZM20 116H21V114H20ZM26 116V115H25ZM81 116V115H80ZM90 116H92V114L90 115ZM118 116H119V118H118ZM131 116V117H130ZM185 116V117H184ZM213 116V117H212ZM215 116H217L216 118H214ZM220 116V117H219ZM238 117H239V114L237 115ZM257 116V115H256ZM192 117V119H190ZM201 117V119H202V117L204 118V119H206L207 121L206 122H208L207 124L205 123L204 124V122H201V124L203 125L204 124V126L202 127V125L201 124H199L200 122H199V118ZM233 118L235 117V116H232ZM231 117V118H232ZM244 117V116H243ZM243 117H241V118H243ZM76 118H79V117H76ZM84 118V117H83ZM117 118H118V120H117ZM184 118H188V119H184ZM218 118V119H217ZM246 118V117H245ZM244 118V119H245ZM79 119H81V118H79ZM230 119V118H229ZM116 120V121H115ZM184 120H185V122H186V124H184ZM189 120V121H191L192 120V122L193 123H190V125H191V128H189L190 129V133L188 132V131H186V132H184L185 130H184V127L186 126V125H188V122L187 121ZM236 120H237V118H236ZM246 120V119H245ZM249 120V119H248ZM252 120V119H251ZM261 120V119H260ZM110 121V122H109ZM77 122V121H76ZM80 122H81V120H80ZM108 122L111 124H113V125H109L108 124ZM197 122V123H196ZM227 122V123H226ZM237 122V121H236ZM235 122V123H236ZM246 122V121H245ZM256 122V121H255ZM259 122V121H258ZM74 123H75V120H74ZM79 123V120H78V122L76 123V124H78ZM82 123V122H81ZM242 123V122H241ZM192 124H194V125H192ZM223 124V125H222ZM224 124H226V125H224ZM239 124V123H238ZM248 124V123H247ZM258 124V123H257ZM74 125V124H73ZM101 125H102V127H101ZM185 125V126H184ZM206 125V126H205ZM232 125V124H231ZM235 125V124H234ZM246 125V124H245ZM78 126H79V124H78ZM224 128L225 126L227 127V128H224L223 129V131H222V127ZM186 127H188V126H186ZM221 127V128H220ZM258 127H259V124H258ZM233 128H236V127H233ZM240 128H242V127H240ZM247 128V127H246ZM32 129V128H31ZM188 129V128H187ZM237 129H238V127H237ZM250 129V128H249ZM255 129V128H254ZM253 129V130H254ZM259 129H261V128H258V130ZM229 130V129H228ZM231 130H232V128H231ZM248 130V129H247ZM89 131H91V129L89 130V128H88V132ZM106 131V130H105ZM29 132V131H28ZM188 132V133H187ZM228 132V131H227ZM226 132V133H227ZM250 132H251V130H250ZM263 132V131H262ZM30 133V132H29ZM184 133L187 135L188 134V136L187 137H189V138H187L185 135H184ZM264 133V132H263ZM189 134L191 135L192 134V137L191 136H189ZM225 134V133H224ZM246 134H247V136H246ZM254 134V133H253ZM232 135V134H231ZM249 135H251L250 133H249ZM255 136V135H254ZM258 136H260V135H258ZM85 137V136H84ZM87 137V136H86ZM205 138V140H207L206 142H205V140H204V138ZM224 137H226L225 139H224ZM228 137H229V135H228ZM232 137V136H231ZM185 138H187V139H191L192 141H191V143L188 141L187 143H186V139ZM253 138V137H252ZM262 138H264V136H262ZM204 140V142H202V141ZM224 140L226 141V140H228L229 142H230V144H232V145H230L229 143H228V141L227 142H224ZM254 140H257V138H255ZM259 140V139H258ZM257 140V141H258ZM260 140H261V136H260ZM259 140V141H260ZM256 141V142H257ZM254 142V141H253ZM203 143V144H202ZM226 143H228V145L226 144ZM242 143H243V146H244V148L245 149H243L242 147L243 146H240V145H242ZM246 143H247V145L248 146H246ZM258 143V142H257ZM190 144H191V151H189L188 149H189V147H187L188 149V152H191L190 154L187 152V150H186V145L188 146H190ZM234 144V145H235ZM259 144V143H258ZM253 145V144H252ZM257 145V144H256ZM231 146V147H230ZM246 146V147H245ZM117 147H118V149H117ZM255 147V146H254ZM263 147V146H262ZM261 147V148H262ZM202 148V149H201ZM258 148V147H257ZM101 149V148H100ZM241 149H242V151H241ZM262 149H264V148H262ZM261 149V150H262ZM236 150V151H235ZM260 151V150H259ZM264 151V150H263ZM101 152V151H100ZM234 152H235V154H234ZM247 152H251L249 149H248V151ZM252 153V152H251ZM251 153H250V155H251ZM260 152H258L257 154H259ZM187 154H189L190 156H188ZM230 154H232V155H230ZM234 154V155H233ZM101 155H102V152H101ZM246 155H247V153H246ZM245 156V155H244ZM244 156H242V157H244ZM259 156V155H258ZM261 156H262V154H261ZM260 156V157H261ZM101 157V156H100ZM186 157L188 158V159H186ZM112 158L115 160L114 162H117L116 164V166H118V165H120V167L118 166V167H113L114 165H115V163L113 162V160H112ZM191 160H190V159ZM193 158H195L196 159V161H194L195 159H193ZM210 158V159H209ZM233 158L234 157H232V160H233ZM236 158V157H235ZM246 158V157H245ZM249 158V157H248ZM259 158V157H258ZM186 159V162L188 161H192V167H191V163H189V165L190 166H188V164L186 163V162H184V160ZM203 159L205 160V162H202L203 161ZM215 159V160H214ZM237 159V158H236ZM252 159H254L253 157H252ZM201 161V163H198V161ZM214 160V161H213ZM245 160V159H244ZM247 160V159H246ZM249 160V159H248ZM257 160V159H256ZM183 161V162H182ZM193 161H194V163L195 162H197V163H195L194 165H193ZM199 161V162H200ZM239 161V160H238ZM236 162H237V160H236ZM181 163L182 164H184V163H186V166H188V167H186V166H184V165H181ZM100 164V163H99ZM240 164V163H239ZM101 165H102V163H101ZM241 165H243V164H241ZM253 165H255V164H253ZM182 166H184V167H186L185 169L182 167ZM248 166V165H247ZM247 166H246V168H247ZM250 166H251V163H250ZM190 167V168H189ZM229 167V168H228ZM240 167V166H239ZM91 168V167H90ZM111 168H112V170H111ZM237 168V167H236ZM242 168V167H241ZM251 168H255V167H251ZM104 169H106V168H104ZM114 169V170H113ZM121 170H122V168H120ZM220 169H224V171L225 170H227V172H223V173H221L222 171L220 170ZM231 169H232V167H231ZM249 169H250V167H249ZM249 169H247V170H249ZM220 171V172H218V171ZM232 170H234V168L232 169ZM236 170V169H235ZM251 170V169H250ZM91 171H92V168H91ZM117 171V170H116ZM116 171H115V173H116ZM126 171H128V172H126ZM218 172L219 174H220V176L222 175V174H225V176L224 175H222L223 177H219V178H215L214 180L212 179V177H214L213 175L211 176L210 174H212L213 172ZM231 170H229V172H230ZM238 171H240V170H238ZM241 171H242V169H241ZM93 172V171H92ZM95 172V171H94ZM93 172V173H94ZM106 172V171H105ZM113 172V173H112ZM118 172V171H117ZM119 172V173H120ZM243 172H244V170H243ZM97 173V172H96ZM118 173V174H119ZM129 173V174H128ZM206 173H208L207 175H210V176H207V175H205V177H202V176H204V174H206ZM239 173V172H238ZM237 173V174H238ZM106 174V173H105ZM118 174H115L116 176L118 175ZM189 175V176H185V175ZM203 174V175H202ZM242 174V173H241ZM114 175V174H113ZM130 177H129V176ZM193 176V177H196V178H192V181H189L190 180V176ZM198 175H202L201 177H199ZM103 176V175H102ZM207 176V177H206ZM229 176V175H228ZM107 178V175H105L103 178ZM123 177H122V179H123ZM129 177V178H128ZM185 177H188V179L186 180L187 182H185V181H183V180H185L186 178ZM230 177V176H229ZM102 178V177H101ZM115 178V177H114ZM119 178H121V177H119ZM217 179V180H216ZM48 180H49V178H48ZM214 181V183H215V185L213 184V181ZM227 180H228V178H227ZM243 180V179H242ZM249 180V179H248ZM254 180V179H253ZM253 180L252 181H249V183L250 184H253L254 182H253ZM130 181H131V185L129 184L130 183ZM211 181V182H210ZM218 181V182H219ZM107 182V181H106ZM124 182V181H123ZM190 182V183H189ZM253 182V183H252ZM255 182H256V180H255ZM257 182H258V179H257ZM103 183H104V180H103ZM112 183V182H111ZM212 183V184H211ZM230 183V182H229ZM176 184V185H175ZM218 184V185H217ZM244 184V183H243ZM250 184H246L247 186L248 185H250ZM104 185H106L105 183H104ZM127 185V184H126ZM171 185H172V187H171ZM173 185H175L174 187H173ZM237 185V184H236ZM245 185V186H246ZM124 186H125V184H124ZM122 187V188H125V187ZM127 186V187H128ZM208 186V187H209ZM227 186V187H226ZM241 185L240 184H238V187L239 188H241L240 187ZM25 187V186H24ZM90 187H91V185H90ZM101 187V186H100ZM105 187V186H104ZM220 187V188H219ZM96 188H97V186H96ZM188 188V189H187ZM191 188H192V190H191ZM205 190H204V189ZM236 188V187H235ZM239 188H236V189H238L239 190ZM23 189V188H22ZM27 189V188H26ZM83 189V188H82ZM188 191H194L193 192V195H192V192L191 193H189V192H187V190ZM190 189V190H189ZM209 189V188H208ZM212 189V188H211ZM29 190H30V188H29ZM41 190V189H40ZM77 190V189H76ZM79 190V189H78ZM81 190V189H80ZM132 190H130L131 191V194H130V192L128 193V194H130V195H132ZM199 191V192H197L196 193V191ZM237 190V191H238ZM243 189H241V191H242ZM256 190V189H255ZM259 190V189H258ZM24 191V190H23ZM23 191L21 192V191H16V192H13V194L14 195H12V196H10V198L8 199V201L11 199V197H12V199H11V201L13 200V204L15 203V201L17 202V204H18V199H19V197H24L23 199L22 198H20V199H22L23 200V202H26L27 201V199L29 198H31V196H30V194H29V196H28V198H26L27 197V195H26V197H25V195L23 196ZM64 191V190H63ZM70 191H71V189H70ZM69 190H68V188H67V192L69 193L70 192ZM83 191H84V189H83ZM92 191V190H91ZM126 192V189L125 190H123V192ZM21 192V193H20ZM29 192H31V195L33 194L34 195V193H33V191H29ZM35 192V194H36V191H34ZM67 192H65V194H68ZM73 192V191H72ZM71 192V193H72ZM86 192V191H85ZM213 192V193H212ZM222 192H220V194H222ZM232 192V191H231ZM9 193V192H8ZM7 193V194H8ZM17 193V194H16ZM18 193H20L19 194V197L17 196L18 195ZM26 193H28V191H26ZM26 193H24V194H26ZM42 193V192H41ZM56 193V192H55ZM63 193V192H62ZM78 193H79V191H78ZM154 193V194H153ZM179 193H181V192H179ZM195 193V194H194ZM216 193H218V192H216ZM239 193H241V192H239ZM6 193H5V197H7L8 195H7ZM15 194H16V196H15ZM21 194H22V196H21ZM40 193H39V191H38V195H39ZM84 194V193H83ZM118 194V193H117ZM120 194V193H119ZM127 194V193H126ZM153 194V195H152ZM159 194H155V195H159ZM227 194V193H226ZM229 194H227V195H229ZM237 194H238V192H237ZM261 192L259 191V195L261 196ZM10 195V194H9ZM37 195V194H36ZM44 195V194H43ZM58 195V193L54 196V197H57L56 199H54V200H50V199H45L44 197H41V199L37 202V204H40L42 207L44 206L45 207V205H47V206H50V205H52V204H54V203H56L57 201L59 202L60 200H58L59 199V195ZM78 195V194H77ZM94 195V194H93ZM98 195H100V194H98ZM103 195V194H102ZM129 195V196H130ZM182 195V194H181ZM195 195H197V197L195 196ZM224 195V194H223ZM222 195V196H223ZM244 196V197H246L247 196V198L249 197H253L254 196V198H255V196L257 195V192H255V191H251L249 194L247 193H243V194H238V197H241V196ZM249 195V196H248ZM13 196L16 198L15 200H14V198H13ZM35 196V195H34ZM64 196V195H63ZM68 196V195H67ZM88 196V195H87ZM128 196V197H129ZM263 196V195H262ZM4 197V198H5ZM53 197V196H52ZM53 197V198H54ZM70 197V196H69ZM81 196H79V198H80ZM155 197V196H154ZM193 197H195V198H193ZM228 196H226V198H227ZM4 198H2L1 200H0V204H1V202H2V200L4 199ZM8 198V197H7ZM18 198V199H17ZM25 198H26V201H25ZM34 198H37V197H34ZM39 198H40V196H39ZM44 198V199H43ZM62 198V197H61ZM64 198H66V197H64ZM86 198V197H85ZM91 198V197H90ZM90 198H88V199H90ZM118 198V197H117ZM131 198V197H130ZM132 198V199H133ZM186 198V197H185ZM201 198H203V197H201ZM248 198V199H249ZM32 199H33V196H32ZM31 199V200H32ZM126 199V198H125ZM204 199H202V200H204ZM206 199H208V201H206ZM242 199V198H241ZM5 200H6V198H5ZM36 200V199H35ZM61 200H63V199H61ZM78 200V199H77ZM79 200H81V199H79ZM193 202H192V201ZM226 200V199H225ZM229 200V199H228ZM239 200V199H238ZM244 200V199H243ZM21 201V200H20ZM29 201V200H28ZM76 201V200H75ZM6 202V201H5ZM4 201H3V204L5 203ZM10 202V201H9ZM22 202V201H21ZM78 202V201H77ZM79 202H81V201H79ZM78 202V203H79ZM88 202V201H87ZM20 203V202H19ZM27 203V202H26ZM36 203V202H35ZM122 203V202H121ZM151 203V204H150ZM13 204H11V202L8 204V205H13ZM16 204V203H15ZM28 204V203H27ZM29 204H31V203H29ZM92 204V203H91ZM102 204V203H101ZM259 204V203H258ZM85 205V204H84ZM88 205V204H87ZM97 205V204H96ZM144 205V206H143ZM198 205H200L199 203H198ZM201 205H203L202 203H201ZM233 205V204H232ZM250 205V204H249ZM259 205H261V204H259ZM259 205H257L259 208H260V206ZM5 206H6V204H5ZM17 206H19V205H17ZM25 206V205H24ZM70 206V205H69ZM100 206V205H99ZM230 207H231V204L229 205ZM247 206V205H246ZM254 206V205H253ZM256 206V205H255ZM2 207V206H1ZM12 207V206H11ZM79 207H81V206H79ZM94 207V206H93ZM137 208H138V206H136ZM196 207V206H195ZM199 207V206H198ZM204 207V206H203ZM239 207V206H238ZM240 207H241V205H240ZM29 208V207H28ZM35 208V207H34ZM57 208V207H56ZM59 208V207H58ZM75 208V207H74ZM83 208V207H82ZM85 208V207H84ZM91 208H92V206H91ZM229 208V207H228ZM233 208V207H232ZM250 207H246L245 209H249ZM254 208H257V207H254ZM11 209V208H10ZM27 209V208H26ZM30 209V208H29ZM87 209V208H86ZM90 209V208H89ZM197 209V208H196ZM236 209V208H235ZM250 209H252V208H250ZM14 210V209H13ZM35 210H37V209H35ZM41 210V209H40ZM73 210V209H72ZM101 210V209H100ZM139 210V209H138ZM136 211V213L135 212H132V214H135L133 217H134V223L135 224H133V225H135L134 226V228H133V230H135L134 231V240L133 241H135V240H137V241H135V243H137L139 240H140V238L142 237V238H144V237H146V236H150L151 235V233H152V231H149L148 229H147V227H145V225L147 226V225H150V224H147L148 222L150 223V221H148L149 220V218H148V216L150 215L149 213L150 212H148V214H147V212H146V214H139V213H142V211L143 210H145V209H143V210H139V211ZM147 210V209H146ZM228 210V209H227ZM81 210H80V208H79V212H80ZM134 211V210H133ZM141 211V212H140ZM148 211V210H147ZM150 211V210H149ZM176 211H180V209L179 210H176ZM175 211V212H176ZM193 211H195L196 212V210L195 209H193ZM212 210H210V213L208 212V210H207V212L206 213H204L203 211H198V212H202V213H200V214H202L201 215V217L200 218H206V217H208L209 218V215L211 214V213H213V212H211ZM234 211V210H233ZM239 211V210H238ZM242 211H243V208H242ZM241 211V212H242ZM248 211V210H247ZM256 211V210H255ZM82 212V211H81ZM80 212V213H81ZM139 212V213H138ZM166 212V211H165ZM190 211H188V213H189ZM192 212V211H191ZM190 212V213H191ZM240 212V214L239 215H241V219H242V216H244L245 218H247L246 220H247V222H244L245 223V225H247L246 223H249V221H248V219H251V218H249V217H247V213L246 212H242L241 213ZM68 213V212H67ZM77 213V212H76ZM144 213V212H143ZM185 213V212H184ZM187 213V212H186ZM185 213V214H186ZM189 213V214H190ZM208 213V214H207ZM233 213H235V212H233ZM238 213V212H237ZM73 214V213H72ZM97 214V213H96ZM152 214V213H151ZM200 214H198V215H200ZM250 214H252V213H250ZM82 215V214H81ZM192 215H193V212H192ZM218 215V214H217ZM224 215V217L225 216H227V219L229 218L228 217V215H225V214H223ZM238 215V214H237ZM238 215V216H239ZM211 217H212V214L210 215ZM215 216V215H214ZM214 216H213V218H214ZM230 216V215H229ZM71 217V216H70ZM76 217V216H75ZM175 217H176V215H175ZM178 217H180L181 218V216H178ZM216 217H218V216H215V218ZM261 217V216H260ZM179 218V219H180ZM214 218V219H215ZM223 218V217H222ZM233 218V217H232ZM239 218H240V216H239ZM70 219V218H69ZM81 219V218H80ZM83 219V218H82ZM178 219V218H177ZM179 219H178V222H180L179 221ZM211 219V218H210ZM224 219V218H223ZM182 220V219H181ZM216 220V219H215ZM218 221V220H217ZM224 220H222V222H223ZM226 221V220H225ZM224 221V222H225ZM228 222L226 223V224H228V223H230L229 222V220H227ZM243 221V220H242ZM133 222V221H132ZM210 222H212V221H210ZM221 222V223H222ZM232 222V221H231ZM181 223V222H180ZM215 223H216V221H214V222H212V224H214V225H212L213 227L214 226H216L217 225V223H216V225H215ZM221 223H220V225H221ZM225 223H222V225L223 224H225ZM240 224H242L241 223V221L239 222ZM243 223V224H244ZM256 223V222H255ZM239 224V225H240ZM250 224V223H249ZM89 225V224H88ZM193 225H195V224H193ZM229 225V224H228ZM251 225V224H250ZM90 226V225H89ZM207 226V225H206ZM209 226H211L210 224H209ZM212 226H211V228H212ZM241 227H243L244 225H240ZM86 227V226H85ZM94 227V226H93ZM87 228H88V226H87ZM91 228V227H90ZM243 228H246V226H244ZM148 231H147V230ZM206 229V228H205ZM204 229V230H205ZM87 230V229H86ZM208 230V229H207ZM88 231V230H87ZM240 231V230H239ZM253 231V230H252ZM133 232V231H132ZM206 232V231H205ZM85 233V232H84ZM84 233H83V236H84ZM87 233V232H86ZM149 233V234H148ZM179 233V232H178ZM231 233V232H230ZM81 234V233H80ZM96 234V233H95ZM240 234V233H239ZM254 234V233H253ZM89 235V234H88ZM87 235V236H88ZM146 235V236H145ZM238 235V234H237ZM236 235V236H237ZM4 236V235H3ZM144 236V237H143ZM229 236H230V234H229ZM239 236V235H238ZM19 237V236H18ZM71 237V236H70ZM74 237H75V235H74ZM77 237V236H76ZM133 237V236H132ZM221 237V236H220ZM9 238H10V236H9ZM20 238V237H19ZM19 238H16V237H13L12 239H10V240H12V243L13 242H16V241H18V242H20L19 241ZM84 238V237H83ZM141 238V239H142ZM149 238V237H148ZM148 238H146V239H148ZM233 238V237H232ZM259 238V237H258ZM3 239H5V238H3ZM2 239V240H3ZM22 239V238H21ZM131 240V241H132ZM222 240V239H221ZM3 241H8V237H7V239L6 240H3ZM69 241H70V239H69ZM71 242V241H70ZM141 241H139V243H140ZM14 244V243H13ZM19 244V243H18ZM138 244V243H137ZM141 245V244H140ZM139 245V246H140ZM11 246V245H10ZM13 246V245H12ZM132 246V245H131ZM136 246V245H135ZM143 246V245H142ZM225 246H226V244H225ZM134 247V246H133ZM134 248H136V247H134ZM137 248H139V247H137ZM136 248V249H137ZM126 249V248H125ZM135 249V250H136ZM142 249V248H141ZM148 249V248H147ZM129 250V252H130V250H131V252L129 253V255L127 256V257H125L123 260H121V259H113V260H110L109 258H108V260H109V262H110V264H138V262L137 261H141V262H144L145 264H148V262H147V260L149 259V253L148 252H146L147 250H143V251H145L144 253H142L141 251V253H139V251H137V252H134L133 251V249L132 248H128L127 249V251ZM226 250V249H225ZM231 249H230V246L229 245H227V250H226V252L228 253V255H230V251ZM121 251V250H120ZM126 251V252H127ZM126 252L124 253V254H126ZM118 253V252H117ZM122 253V252H121ZM137 253H139V254H137ZM233 253V252H232ZM103 254V253H102ZM120 254V253H119ZM128 254V253H127ZM151 254V253H150ZM121 256H123V254L121 255ZM103 256H101L100 255V257H99V261H98V264H104L105 263V261H104V263H103V260H105V259H103L102 258ZM107 257H109V256H107ZM107 257H106V259H107ZM114 257V256H113ZM118 256H116V258H117ZM120 257V256H119ZM111 259H112V257H110ZM122 258V257H121ZM224 259H226L227 261L230 259V256H229V258H225L224 257ZM235 261H236V264H249V263H247L248 261H247V259L246 258H243V259H235ZM149 262H151V261H149ZM143 263V264H144ZM108 264V263H107Z\"/></svg>", "mask_w": 264, "mask_h": 264}, {"label": "built area", "instance_id": "built-area-1", "mask_svg": "<svg viewBox=\"0 0 264 264\" xmlns=\"http://www.w3.org/2000/svg\"><path fill=\"white\" fill-rule=\"evenodd\" d=\"M241 248V247H240Z\"/></svg>", "mask_w": 264, "mask_h": 264}]
</instances>
